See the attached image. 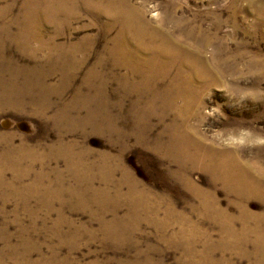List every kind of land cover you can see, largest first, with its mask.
Returning <instances> with one entry per match:
<instances>
[{
  "label": "rangeland",
  "instance_id": "1",
  "mask_svg": "<svg viewBox=\"0 0 264 264\" xmlns=\"http://www.w3.org/2000/svg\"><path fill=\"white\" fill-rule=\"evenodd\" d=\"M32 1L0 0V155L11 143L26 156L17 170L28 171L16 181L5 171L0 181V264L217 261L228 244L218 211L238 218V194L195 161L183 165L179 151L167 152L192 132L264 180V0H127L180 48L176 57L164 53L149 77L121 66L112 0H68L66 14L43 28L42 41L29 39ZM128 40L140 61L152 56ZM61 137L76 155L85 153L95 191H60L76 184L69 170L75 178L81 172L55 148ZM121 168L150 190L158 221L144 201L127 204V187L123 198L116 195ZM101 176L112 177L109 188ZM187 179L219 208H202ZM170 206L174 223L163 231ZM246 206L264 212L258 199ZM185 230H192L194 246ZM227 258L264 264L252 245Z\"/></svg>",
  "mask_w": 264,
  "mask_h": 264
},
{
  "label": "bare ground",
  "instance_id": "2",
  "mask_svg": "<svg viewBox=\"0 0 264 264\" xmlns=\"http://www.w3.org/2000/svg\"><path fill=\"white\" fill-rule=\"evenodd\" d=\"M67 1L68 0L32 1L31 8L34 7L33 11L30 12L28 8L25 9L29 10V18L31 19V24L29 25L33 28V31L31 34H29V39L34 38L35 40L42 41L41 33L43 28L46 27L45 25L55 22V20L60 18L62 14H66L64 12H66L67 9L65 6ZM122 2L123 4L119 5H116L115 0L109 2L110 6L108 10H110L115 22L121 28L120 33L115 39L114 49L122 58V61L120 62L122 67H125L127 70L129 69L132 74L140 73L142 76L149 77V72L152 70L150 67H160L162 62H159V58H161L164 53H168L170 55L172 54L173 57H176L177 51L180 49L179 45L172 41L170 34H166L163 30L154 28L153 25L145 19L143 12L138 7L129 3L127 0ZM26 13L27 12H25L24 16L27 15ZM128 37L135 43L137 49L147 50L152 53V56L148 59H142V61H140V58H138L136 54L137 52L130 47L131 45ZM179 54L182 61H187L186 55L184 56L182 53ZM166 67L168 66L165 65V68ZM190 133H184V136L182 137L184 141L179 139V137L178 140H176V143H170L171 145L168 147L169 149L167 154L170 155L172 151H174V153L179 151L181 156L179 155L178 160L181 161L182 164L185 162L183 165L189 163L190 161H195L196 165H198L196 167H202L204 170H207L219 177V179H221L225 185L233 187L240 200L241 213L238 218L234 219L233 217H230L228 211L226 210L218 211V222H220L218 224L222 231L221 239H223V241L226 240L228 244L222 245L223 247H220L221 249L219 248L220 257L217 259V261L208 257L207 263L234 264L230 258H227L228 255L233 252L238 254V251L244 248L246 249L249 245H252L255 251L259 252L260 254H264V246H262V249L259 250L256 245V243L264 244V212L262 214L253 213L250 212L246 206V203L250 198L258 199L264 205V180L258 178L247 165L235 159L227 151H221L215 146H206L201 138H194L196 137L195 133ZM7 147V150L2 155H0V181H2L1 179L3 178L5 171L12 172L14 180L16 181L25 177L28 173L27 170L24 172H19L17 170L18 165L26 160V156L17 151L11 143L8 144ZM55 148L62 153L64 159L68 160V163H70V168L74 173L77 170L81 171L77 172L78 174L75 173V178L69 170L68 176L74 178L76 184L73 187L70 186L66 188L61 186L60 191H87V189L89 191H95L93 187L94 179L88 174L93 170V166L88 165L85 153L83 152L82 155L80 153L79 155H76L75 145L66 144L62 137L58 141ZM181 152L183 153L181 154ZM51 159L55 160L56 157H51ZM207 162L209 163L206 164ZM41 164L45 168L50 167L49 160H42ZM33 165L34 163H31V167H33ZM121 170L123 172V177L116 184V195L120 198H123V196H121L123 188L127 187L129 191V197L123 198L127 204L129 202L131 203L130 198L131 200L135 199L139 202L144 201L145 205L147 206V210L153 214H149L151 220L158 221V216H154L157 215V212L159 211L157 207L158 205L156 204L153 195L149 192L150 190H146L138 181H136L128 170L124 168H121ZM114 171H117V167L115 166L112 167V175ZM101 178L105 184L103 189L109 188L108 186L112 183V177L105 178L101 176ZM8 186H12V184H8ZM186 186L201 199L202 208H219V204L215 200L214 196H211L207 192L200 190L197 185L191 182L189 179H187ZM91 198L98 199L96 198L95 194ZM138 210L140 211L141 209L139 208ZM168 216L170 220L173 221L172 217L174 216V210L171 206L166 211L164 220L161 222L164 227L162 228L163 231L166 230L165 228L170 227L174 223L173 221L171 222L172 224L169 225V222L166 220ZM237 222H240L242 227V229L239 231L236 229ZM184 233L186 236H188L186 238L191 239V245L194 246L197 240L194 239V237L192 238V230L189 232L185 230ZM173 234H176V232ZM172 237L175 238V235ZM187 254L190 257L191 255H194L192 248L187 249Z\"/></svg>",
  "mask_w": 264,
  "mask_h": 264
}]
</instances>
